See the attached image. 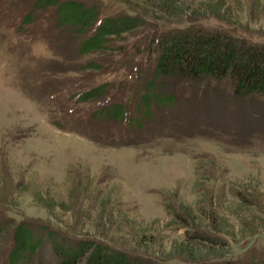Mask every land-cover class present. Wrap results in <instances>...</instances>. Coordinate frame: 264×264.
Returning <instances> with one entry per match:
<instances>
[{"label": "rangeland", "instance_id": "1", "mask_svg": "<svg viewBox=\"0 0 264 264\" xmlns=\"http://www.w3.org/2000/svg\"><path fill=\"white\" fill-rule=\"evenodd\" d=\"M43 1L0 0V264H65L56 247L85 243L132 264L264 255V100L237 99L225 81L153 77L151 50L193 24L264 44V11L249 16L243 0ZM66 3L92 19L60 21ZM126 17L130 31L83 52L101 21Z\"/></svg>", "mask_w": 264, "mask_h": 264}, {"label": "trees", "instance_id": "2", "mask_svg": "<svg viewBox=\"0 0 264 264\" xmlns=\"http://www.w3.org/2000/svg\"><path fill=\"white\" fill-rule=\"evenodd\" d=\"M243 1L250 6L249 16H253L260 10L264 11V0ZM41 2L44 1L41 0ZM237 2L239 3L237 6L243 7L240 4L241 0H237ZM166 8L158 6L155 13L164 19ZM225 11L227 19H229L231 11H227V8ZM58 13L62 22L64 20L73 22L81 20L80 23L83 25L92 19L88 12L72 3L60 4ZM133 27L134 19L129 17L101 21V24L99 23L94 30V36L83 43V52L97 51L101 45L107 42L105 38L119 37ZM151 50L152 53H157L153 77L168 76L176 72L196 81L215 83L225 81L230 84L231 94L237 99L264 100V44L250 42L220 29L209 30L198 24H193L186 29L171 31L160 38L153 39ZM93 94L94 92L87 97ZM121 111V108L118 107L116 114H121ZM23 234L26 233L23 232ZM24 237L27 238V235ZM19 238L18 236L17 239ZM201 240L214 245L221 243L220 239L212 240L204 235ZM21 243L24 247L30 246L22 241ZM56 250L63 255L66 260L65 264H73V262L84 258L87 253L86 264H132L123 253L110 250L100 244L85 243L76 248L68 247L67 250L56 247ZM219 259L220 262L216 264H264L263 254L260 257L251 255L249 259L243 261L233 260L226 255L220 256Z\"/></svg>", "mask_w": 264, "mask_h": 264}]
</instances>
